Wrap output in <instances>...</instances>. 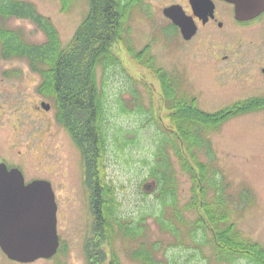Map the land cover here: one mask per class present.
<instances>
[{
    "label": "rangeland",
    "instance_id": "1",
    "mask_svg": "<svg viewBox=\"0 0 264 264\" xmlns=\"http://www.w3.org/2000/svg\"><path fill=\"white\" fill-rule=\"evenodd\" d=\"M26 1L33 3L39 13L50 19L58 30L63 46L70 42L88 10L87 0H71L67 9L63 7V0ZM181 2L144 0L145 6L134 9L131 17L133 44L136 50H140L151 42L150 53L155 57L157 66L176 74L191 95L200 96L198 101L201 109L214 112L217 107L210 95L208 51L211 43H220L223 39L208 34L206 29H200L189 40H184L170 26L167 30L168 19L163 9ZM1 26L21 30L31 43H40L45 39L43 33L27 19H0ZM246 33L258 39L257 42L261 41L264 37V20L256 30H247ZM113 51L125 71L120 67L107 72L101 68L97 71L98 81L104 86L106 95L107 175L117 186L120 213L132 221L143 218L145 233V236H139L132 242L116 237V253L123 264H141L131 260L128 254L139 242L146 241L157 244L156 256L161 264H228L217 261L214 256L210 232L201 234L197 230L198 236L192 240L181 226L179 236L175 237L161 229V224L156 221V216H163V209L155 198V185L149 177V168L162 132L168 133L173 127L162 101L157 75L131 58L124 46L117 44ZM128 77L132 79L140 101V111L135 109L136 96L128 93L132 85ZM39 81V76L30 70L26 60L4 59L0 55V106L4 110L2 119L6 121L0 125L6 128L2 131L5 135L1 136L0 143L4 144L8 139V142H16L25 150L26 144L31 142L29 132L32 130L36 137L31 142V157L23 155L26 163L35 157L39 175L44 172V176L50 177L49 172L53 170L58 209L57 234L61 248L53 258L40 259L31 264H87L83 242L90 231L92 217L89 192L84 183L83 162L69 133L56 122L51 102L36 94ZM43 100L51 106L48 110L40 107L37 120L31 121L28 109L35 104L41 106ZM16 114L19 118H16ZM10 122H14L17 129L18 135L14 139H9ZM207 136L211 140L214 155L210 160L202 151L200 160L210 161L218 172V178L224 182L225 193L233 200L231 218L236 221L238 230L244 237L264 247V115L234 117L226 121L219 132ZM169 153L178 182V204L182 206L192 196L191 180L181 169L174 152ZM184 155L190 159L186 152ZM243 190L249 192L250 203L242 210L239 194ZM212 194L211 190L207 195L208 200ZM195 216V213H188L186 217L195 219ZM105 250L109 257L108 248ZM0 264L29 263L11 262L0 253ZM232 264L251 263L239 259Z\"/></svg>",
    "mask_w": 264,
    "mask_h": 264
},
{
    "label": "trees",
    "instance_id": "2",
    "mask_svg": "<svg viewBox=\"0 0 264 264\" xmlns=\"http://www.w3.org/2000/svg\"><path fill=\"white\" fill-rule=\"evenodd\" d=\"M70 2L62 1L64 9ZM87 2V15L67 46H63L57 28L48 17L37 11L33 3L0 0L1 20L27 19L45 37L40 43H31L21 30L1 26L0 55L4 59L27 61L30 70L40 78L37 94L51 102L56 122L69 133L80 152L92 217L90 231L83 242L86 263L123 264L114 249L115 238L122 237L132 242L139 236H145L143 218L132 221L120 213L117 186L109 180L106 169V95L104 86L98 81L97 71L101 68L107 72L116 67L125 71L113 51L114 46L120 44L138 64L157 75L162 101L173 127L168 133L161 129L163 132L149 168V177L155 185V198L163 209V216H156L161 229L178 237L182 226L192 240H196L197 230L201 234L208 231L217 261L232 264L242 259L251 264H264V247L244 237L238 230L236 221L231 218L233 200L225 193L224 182L218 178L212 163L201 161L199 157L204 151L207 159L211 160L214 151L207 135L219 132L226 121L243 115L245 111L205 112L176 74L157 66L155 57L150 53L151 42L140 50L135 49L130 21L133 10L144 7L142 0ZM145 10L148 11L146 7ZM170 26L174 27L171 23ZM128 78L132 83L128 93L136 96L132 79ZM139 103L136 96L135 109L138 111L142 110ZM113 137L116 142L119 141L116 134ZM170 151L174 152L181 169L191 180L192 196L182 206L178 204V182ZM185 152L190 159L184 155ZM211 190L213 194L208 200ZM248 193L243 190L239 194L242 210L250 203ZM144 195L147 193L144 192ZM167 213L168 220L165 219ZM188 213H195V219H188ZM157 251L156 243L143 241L128 255L141 264H161Z\"/></svg>",
    "mask_w": 264,
    "mask_h": 264
},
{
    "label": "flooded vegetation",
    "instance_id": "3",
    "mask_svg": "<svg viewBox=\"0 0 264 264\" xmlns=\"http://www.w3.org/2000/svg\"><path fill=\"white\" fill-rule=\"evenodd\" d=\"M207 1L208 5H212V9L209 6L207 7V11L197 10L195 12L192 9L190 0H182L181 4H176H179L186 15L193 19L196 25V33L193 37L200 29H206L208 34L223 39V42L211 43V49L208 51V62L210 63L208 73L211 78L210 95L212 101L216 103V111L243 110L245 113L242 116H262L264 115V37L257 42L258 39L246 32L247 30H256V27L264 20V11L252 18H244L241 14H236L234 5L227 1ZM170 22L168 19V24ZM170 27L175 33L180 34L178 26ZM194 97L197 99L199 106L200 96L195 95ZM44 102L51 106L49 102ZM32 107L34 109H28L31 121L37 120V111L40 107L48 110L46 106H38V104ZM3 112V107L0 106V125H2V121L6 122L2 119ZM16 115V118H19L18 114ZM50 123L52 122L50 121ZM259 126H263V124H259ZM9 127L11 130H9V139H14L18 135L15 123L10 122ZM5 129L0 126V138L5 135L2 133ZM35 137V133L31 130L29 132L31 142ZM31 142L26 144L25 150L16 142H8V139L4 141V144L0 143V167L5 169L0 170V188H2L5 196H14L17 183H19L18 179H21V183L26 186L35 181L43 180L49 184L56 201L52 179L53 170L51 169L49 172L50 177L44 176V172L39 175L36 158L34 157L31 160L33 163L30 160H27L26 163L23 157V155L31 157L29 154L31 153ZM6 150L10 152H6ZM0 253L11 262L22 263L9 259L1 249ZM36 261L38 260L29 262V264Z\"/></svg>",
    "mask_w": 264,
    "mask_h": 264
},
{
    "label": "water",
    "instance_id": "4",
    "mask_svg": "<svg viewBox=\"0 0 264 264\" xmlns=\"http://www.w3.org/2000/svg\"><path fill=\"white\" fill-rule=\"evenodd\" d=\"M234 5L236 14L252 18L264 11V0H224ZM192 9L207 11V0H190ZM163 14L180 28L185 40L196 33L193 19L179 4L163 9ZM48 109L49 104L41 103ZM0 170H5L0 167ZM14 196L0 188V248L11 260L32 262L53 257L59 247L56 226L57 205L49 184L43 180L24 185L18 179Z\"/></svg>",
    "mask_w": 264,
    "mask_h": 264
}]
</instances>
